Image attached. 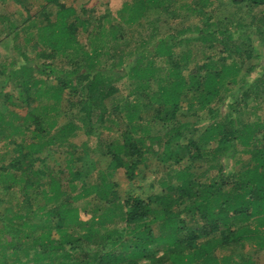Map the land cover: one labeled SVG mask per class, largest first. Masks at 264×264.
<instances>
[{"label":"trees","instance_id":"1","mask_svg":"<svg viewBox=\"0 0 264 264\" xmlns=\"http://www.w3.org/2000/svg\"><path fill=\"white\" fill-rule=\"evenodd\" d=\"M24 1L14 0L24 16L21 24L13 23V14L4 18L6 24L3 39L11 44L14 55L8 57L10 63L7 66L0 64V92L2 85L8 80H14V76L18 80L19 74L26 72V79L18 86L26 94L21 100L22 104L30 107L33 99L42 91L39 87L40 80L34 78L35 73L54 76L57 87L53 88L50 99L54 104L58 103L62 89H68V101L71 103L70 99L77 98V113L85 116L87 133H92L93 126L88 119L92 109L100 110L97 121L102 123L108 113L104 102L117 91L111 80L114 82L130 76L139 80L134 96L142 98L143 102L141 105L139 103L126 108L125 115L122 114L120 106H113L110 115L120 114L124 121L122 131L127 134L123 136V143L104 154L108 159L105 169H123L127 180H131L138 175L135 172L140 173L146 166L143 164L141 138L134 140L129 135L138 129L148 133L151 128H137L130 123L136 119L142 120L141 113L153 108L154 103L157 108L152 109L153 119L149 126L167 135L159 164L166 168L174 163L180 170L176 172L174 182H161L162 192H148L146 198L129 195L122 199L116 192V184L110 182L116 192V201H109L107 195L103 194L106 192L105 188L100 190L96 200L100 203L104 201L103 208L96 210L97 215H91L89 220H86V214H79L72 203L97 193V186L85 187L80 194L69 197L65 187L72 188L71 182L80 179L82 174L79 168L78 171H72L69 166L71 161L67 165L71 178L66 185L62 182V177H51L46 168L34 170L35 162L43 163L49 159L47 155L42 157V150L45 145L52 147L55 140L50 138L45 144L39 141L43 136L40 122L34 115V110L29 112L26 119L34 126H25L27 128L24 132L29 133L30 137L22 138L16 144L11 136L9 142L13 145L15 155L7 164L0 166L2 189L5 192L17 189L24 197L25 208L28 210L25 216L20 213L13 216L14 221H22L21 224L12 225L10 230L4 228L6 236L0 239V264H255L250 258L238 261L229 255L218 260L214 255L217 247L235 246L247 239H254L256 248L264 250V122L238 120L242 107L247 106L250 100L246 90L252 89V85L248 86L247 78L252 72L258 79L262 76L264 78L262 72H256L254 60L259 57L253 56V50L249 46L250 35L241 33L244 35L241 37V48L217 38V33L222 37L227 35L230 39L233 38L229 32H202L201 41L208 42L209 48L222 49L215 61L207 59L205 64L196 67L186 77L183 75L186 68L183 59L174 60L173 46L168 44L169 37L167 40L161 39L159 44L151 49V55L165 56L168 66L164 70L162 83L158 85L153 96L149 97L147 90L154 82L156 68L152 60L147 61L146 66H140L145 53L143 47L131 54L124 65L120 64L119 69L113 64L110 67L106 65L109 72H103L105 68H100L99 62H96L101 49L96 48L98 46H95L93 41L100 42V36L104 34V14L94 21L90 17H81L92 10H78L66 6L61 0H43L39 11L31 15ZM228 2L232 5L248 3L254 7L264 6V0ZM171 3L170 0H128L122 10L128 11V21L133 24L150 10L167 11L171 8ZM204 19L208 21L210 17ZM92 20L97 22L96 28L92 26ZM245 26L247 25L243 27ZM118 27H111L116 28L112 36L114 41L122 36ZM79 29L87 34L90 42L87 48L77 39ZM257 33L264 44V35L260 31ZM172 39H175V36H172ZM19 40H22V50L17 49L15 45ZM26 48L34 51L41 62L32 63L24 52ZM65 51H74V55L82 54L84 62L82 64L74 60L72 64L75 67L72 71L60 76L54 75L56 72L52 68L53 62L47 63V60L53 61L59 53ZM16 52V56L21 58L20 65L14 58ZM109 60L107 59L111 63L114 61L112 57ZM246 62V69L241 74L240 70ZM105 75H109L107 80ZM229 90V96L223 98L222 92ZM44 94H49L48 90L43 91L42 95ZM258 96L263 98L260 92L254 98ZM185 101L188 103L183 108L181 103ZM216 101L222 102L221 106L226 109L224 112L219 108H210L211 103ZM205 109L211 116L226 113V119L221 124L206 128L199 140L195 141L193 134L198 131V122L194 120L192 124V135L186 134L185 129L191 123L184 118L196 116V110ZM54 110L53 106L41 108L45 114ZM0 113V121L10 127L13 134L23 135V129L14 127L11 121L5 122L3 112ZM13 118L16 119L14 115ZM53 126L54 124L50 125L51 128ZM73 130L74 126L68 125L63 131L66 135ZM63 140L61 139V143ZM211 142H216V146L210 151L206 150V146ZM239 145L248 149L249 158L245 162L236 159L238 161L230 168L228 162L226 165L224 163L227 159H235L234 149ZM180 150L188 157V164L185 166L180 165L184 159L180 157ZM122 155H127L133 160L126 162ZM210 157H220L224 163L215 161L211 165L217 169L218 175L202 186L197 178L205 173V168L202 167ZM88 166L93 169V166ZM58 171L63 176L62 168ZM29 174L37 176L38 179L29 178ZM102 176L103 174L100 179ZM40 179H43V182ZM53 202L57 204L50 210L41 215L36 213L37 210L44 211L46 204ZM118 203L121 205H117ZM79 205L81 207L84 204ZM186 212L191 213L194 221L191 228L185 226V220L182 218ZM35 215L39 216L37 221ZM68 217H71L72 221ZM107 217L113 220L104 219ZM252 220L253 227L250 226ZM166 229L170 230L176 241L158 245L157 238L161 237ZM216 232L218 236L213 235ZM160 246L165 248L156 256Z\"/></svg>","mask_w":264,"mask_h":264},{"label":"rangeland","instance_id":"2","mask_svg":"<svg viewBox=\"0 0 264 264\" xmlns=\"http://www.w3.org/2000/svg\"><path fill=\"white\" fill-rule=\"evenodd\" d=\"M127 1L128 0H61L66 6H72L78 10L80 8H84L88 11L92 10V12L86 15H81L82 18L90 17L96 21L95 19H100V15L104 14L106 16L102 22L104 34L100 36V42L93 41V44L98 46L96 48L101 49V54L98 55L99 57H97L96 62H99L98 65L100 68H105L103 72H109L106 65L110 67L113 64L114 67L119 69L121 66L120 64L124 65L131 54L140 50L142 47L145 49L140 66H146L147 61L152 60L156 68L154 82L151 83L150 89L147 90L149 97L153 96L158 85L162 83L165 76L164 70L168 66L165 61V56H152L151 53H153V51H151V49L154 45H158L161 39L166 38L167 40L168 37L170 39L168 44L171 43L173 46L172 51L174 60L179 59L180 61V59H183V63L186 66L183 75L186 77L196 67L205 64L207 59L215 61L222 49L220 47L209 48L208 42L201 41L200 35L202 32L203 34H205L206 30L215 31L216 33L218 30L225 31L226 33L229 32L234 36L233 38L230 39L227 35L222 37L220 34L218 35V33L217 38H222L223 41L229 45H236L241 48H243L241 37L244 36L242 35L243 32H246L251 38L249 46H251L253 50V56L259 57L254 60L256 72H262L264 74V44L257 33L260 31L261 34L264 35V6L254 7L248 3L232 5L229 4L228 0H170L172 2L171 8L169 7L170 9L167 11L161 9L150 10L143 18L131 24L128 21V11L122 10L127 4ZM237 1L242 2V0ZM24 2L28 5V10L31 15L38 12L44 3L43 0H25ZM10 14L14 16L13 23L21 24V21L24 20V16L14 0H4L0 2V64L4 63L5 66L10 63L8 57H13L14 55L10 48L11 44L6 43L7 40L3 39V29L6 24L4 18L9 17ZM207 17H210V20L206 21L204 19ZM94 21L92 20V22ZM96 23L97 22H94L92 26L95 27ZM114 25L119 26L118 28L122 31V36L117 41H114L112 37L116 30V28H111ZM244 25L247 26L243 27ZM172 36H175V39H172ZM77 39L85 48H87L90 43L87 34L83 33L80 29L77 33ZM21 43L22 40H19L18 43L15 44L18 47L16 48L19 50L24 48ZM7 48H9L8 51ZM24 52L32 63L36 64L39 61L41 62V60L35 56V52L31 51L29 48L24 49ZM74 54V51H65V53H59L53 61L47 60V63L53 62L52 68L56 72L54 75L60 76L61 74L72 71L75 67V65L72 64L74 60L83 64V55ZM16 55L17 52L14 58H16L15 60L20 65L21 58ZM110 57L114 60L112 63L109 62ZM107 59L109 61H107ZM246 66L247 62L241 68V74L245 71ZM24 73L26 72H21L19 74L18 80L14 76V80L10 79L2 85L3 88L0 92V112H3L2 115L5 122L11 121L14 127L21 128L24 132V129L27 128L25 126L29 128H33L34 126L26 119L34 110V115L40 122L41 134L43 135L42 139L39 141L45 144L50 138L55 140L52 147L45 145L42 150L44 151L42 157L47 155L49 159L45 160L43 163L35 162L34 170H40L42 167L46 168V170L51 173V177L56 179L58 176L62 177V182L66 185L71 178L69 169L67 168L69 161H71L69 166L72 168V171H78L79 168L82 174L80 175V179L71 182L72 188L70 186L65 187L69 197L80 194L85 187L97 186V193L94 192L87 198L78 199L72 203V206L79 211V214H86V217H84L86 220H89L91 215H97L95 213L97 212L96 210L103 208L104 201L100 203L96 199L101 192L100 190L104 188L106 192L103 194L107 195L109 201H116V192L122 199H125L129 195L146 198L148 192L152 191L154 194L162 192L160 187L161 182L172 183L175 181V174L180 170V167L176 166L174 163L166 168L159 164L164 153L167 135L161 133V130L149 126V122L153 119L152 109L157 108L154 103L152 104V106H154L153 108L146 109L144 113H141L142 120L136 119L130 123V125L136 126L137 128H151V131L149 130L148 133H143L138 129L129 135L134 140L141 138L142 143L140 145H143L141 146L142 158L144 160L143 164L145 163L146 166L144 168L141 167L142 171H140V173L135 172L138 175L131 180H127L123 169H105L108 159L104 154H106L109 149H114L116 145L123 143V136L127 134V132L123 133L122 131L124 129V121L121 119L120 114L114 113L115 118L114 115H110V113H112V108L115 105L120 106L122 114L125 115V113H127L126 108H130L134 104H142V98L134 96V92L139 86V80L133 79L130 76L114 82L111 80V84H114L117 91L104 102V106L108 110V113L101 123L97 121L100 110L98 108H93L88 118L90 124L93 126V131L92 133L89 131L87 133L85 116L77 113V107L75 106L77 98L74 97L70 99L71 103L68 101V89H62L58 103L54 104L53 100L50 99L49 95H52L54 92L53 88L57 87L54 76L35 73L34 78L41 82L39 86L40 90H42L41 94L33 99L30 107H26L25 104H22L21 100L25 98L26 94L21 91L18 84L26 79V74ZM253 74L255 75V73L252 72L251 76L247 78V81H249L248 86L252 85V89L246 90L250 100H248L247 106L242 107L240 114H238V120H249L251 123L264 122V78H262V76L258 79V77H256L257 75L252 77ZM104 77L107 80L109 75H105ZM15 82L17 84H15ZM45 90H48L49 94L42 95V92H45ZM258 92L262 94L263 98L259 96L254 98ZM230 93V90L228 92H222L223 98H227ZM187 103L186 101L181 103L183 108H185L184 106ZM221 104L222 102H213L210 108L213 110H218L219 108L220 111H225V107H222ZM42 106H53L55 110L45 114L41 111ZM196 111L198 115L184 118L191 123L189 127L185 129L186 134L192 132L194 120L198 122V131L193 134L195 141L199 140V137L206 128H209L211 125L221 124L226 119V113L211 116L207 109ZM162 114H164V112H162ZM162 114L160 116H162ZM13 115L16 119L13 118ZM51 124H54L52 128L50 127ZM68 125H73L74 130L65 135L63 130ZM0 130L1 166L7 164L15 155L13 152V145L9 142L11 141L10 137L12 136L13 141L17 144L22 138L30 137V134L27 132H24L23 135L17 133L13 134L10 127L3 124L1 121ZM61 139L63 140L62 143ZM182 143L185 145L183 141ZM179 144L181 143L179 142ZM215 146L216 142H211L206 146V150L210 151ZM182 148L184 147H180V149ZM247 150L248 149L245 147L240 145L237 146L236 149H234L235 159H227L228 161L226 160L225 163L223 159L220 160V157H210L209 161L202 167V169L205 168V173L197 178L198 183L205 186L218 175L217 169L211 166L215 161L217 163L222 161L225 165L228 162L230 168L234 166L235 161H238L236 159L245 162L249 158ZM69 153H72V155H69ZM179 153L180 157L182 156L184 158L180 165H187L188 157L187 155H183L186 153L182 150H180ZM122 158L126 162L133 160L127 155H122ZM76 160H78V162H76ZM88 165L93 166V169ZM61 168L64 172L63 176L58 171V169ZM101 171L103 172L101 173ZM102 174L103 176L100 179ZM29 178L36 180L37 176L29 174ZM40 180L43 182V179ZM101 180L103 182H101ZM110 182L116 184V192ZM1 186H3V182L0 180V239L6 236L4 228L10 230L12 225L18 226L19 223H22V221L19 220L14 221L13 216L17 213L25 216L26 211H28L25 208L24 197L17 189L5 192ZM54 204H57V202L46 204L45 208H43L44 211L37 210L36 213L41 215V213L50 210ZM79 204L84 205L80 207ZM117 205L121 204L118 203ZM182 218L185 220V226L187 228H191L194 225L191 213L186 212L182 215ZM35 219V221H37L39 216L35 215ZM68 219L72 221L71 217H68ZM104 219H107V221L113 220L109 219V217ZM156 225L161 227L160 224ZM253 225L254 221L252 220L250 226L253 227ZM169 231L170 230L166 229V231H163L164 234L157 238L158 245L176 241ZM213 235L218 236V233L216 232ZM163 248L165 247L160 246L157 248L156 256L162 253ZM214 255L218 260L224 256L231 255L232 258L238 261L250 258L255 264H264V250L261 251L256 248L254 239L244 240L235 246L228 245L217 247Z\"/></svg>","mask_w":264,"mask_h":264}]
</instances>
